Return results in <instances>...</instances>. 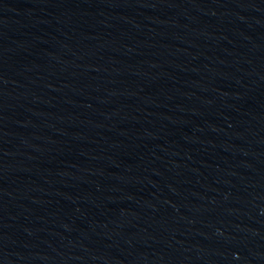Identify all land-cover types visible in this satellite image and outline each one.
<instances>
[{
	"label": "water",
	"instance_id": "water-1",
	"mask_svg": "<svg viewBox=\"0 0 264 264\" xmlns=\"http://www.w3.org/2000/svg\"><path fill=\"white\" fill-rule=\"evenodd\" d=\"M0 264H264V0H0Z\"/></svg>",
	"mask_w": 264,
	"mask_h": 264
}]
</instances>
